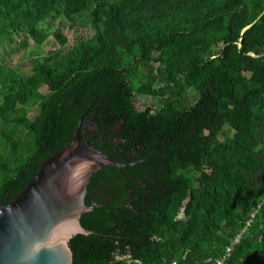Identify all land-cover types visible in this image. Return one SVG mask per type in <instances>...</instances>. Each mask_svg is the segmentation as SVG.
Returning <instances> with one entry per match:
<instances>
[{
  "label": "trees",
  "instance_id": "1",
  "mask_svg": "<svg viewBox=\"0 0 264 264\" xmlns=\"http://www.w3.org/2000/svg\"><path fill=\"white\" fill-rule=\"evenodd\" d=\"M85 15L71 47L44 27ZM49 38L30 75L5 63ZM82 117L127 167L91 176L72 264H212L238 235L225 264H264V0H0V206Z\"/></svg>",
  "mask_w": 264,
  "mask_h": 264
},
{
  "label": "water",
  "instance_id": "2",
  "mask_svg": "<svg viewBox=\"0 0 264 264\" xmlns=\"http://www.w3.org/2000/svg\"><path fill=\"white\" fill-rule=\"evenodd\" d=\"M44 161L37 175L8 204L0 206V264H72L69 241L90 235L80 223L96 207L85 205L87 186L101 168L127 167L110 160L80 137Z\"/></svg>",
  "mask_w": 264,
  "mask_h": 264
},
{
  "label": "rangeland",
  "instance_id": "3",
  "mask_svg": "<svg viewBox=\"0 0 264 264\" xmlns=\"http://www.w3.org/2000/svg\"><path fill=\"white\" fill-rule=\"evenodd\" d=\"M51 31L59 30L68 40V46H73L79 39H88L92 36L93 32L88 22V18L85 15L82 18H78L74 26L69 25L66 21L58 19L55 22H51L49 26L44 25ZM59 45L51 38L47 44L41 47H35L33 43H29L26 48H21L15 55H5V63L9 68L17 73L28 76L31 74V64L34 58L42 57L47 53H54L59 50ZM1 54H5L1 51ZM152 100L150 98L144 99L141 96H137L135 99V107L140 112L143 111ZM37 109L31 108L28 111V117L33 118L36 115Z\"/></svg>",
  "mask_w": 264,
  "mask_h": 264
},
{
  "label": "built area",
  "instance_id": "4",
  "mask_svg": "<svg viewBox=\"0 0 264 264\" xmlns=\"http://www.w3.org/2000/svg\"><path fill=\"white\" fill-rule=\"evenodd\" d=\"M239 238H240V236L238 235V236L234 239L233 244H232L230 247H228V248L226 249L225 255H224L223 257H221L220 259H216V260H214V261H211L212 264H225L227 258L229 257L231 251L233 250V245L236 244V243L238 242ZM172 264H175V263H172Z\"/></svg>",
  "mask_w": 264,
  "mask_h": 264
}]
</instances>
